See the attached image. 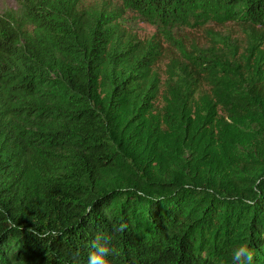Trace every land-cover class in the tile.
<instances>
[{
    "label": "trees",
    "instance_id": "1",
    "mask_svg": "<svg viewBox=\"0 0 264 264\" xmlns=\"http://www.w3.org/2000/svg\"><path fill=\"white\" fill-rule=\"evenodd\" d=\"M121 1L166 29L264 28V0ZM79 5L0 14V264H87L97 235L108 264H231L241 244L264 264V49L162 80V47Z\"/></svg>",
    "mask_w": 264,
    "mask_h": 264
},
{
    "label": "rangeland",
    "instance_id": "2",
    "mask_svg": "<svg viewBox=\"0 0 264 264\" xmlns=\"http://www.w3.org/2000/svg\"><path fill=\"white\" fill-rule=\"evenodd\" d=\"M76 11L77 21L89 27L96 17H106L110 27L115 29V40L130 42L139 51L151 47H162L161 60L155 74L162 80L179 75V67L186 63V56H197L201 51L209 53L245 55L254 46L264 49V28L245 24H208L200 29H166L155 24L121 0H79ZM25 0H0V14L18 10ZM112 30V28H111ZM113 31V30H112ZM183 47L187 54L180 49Z\"/></svg>",
    "mask_w": 264,
    "mask_h": 264
},
{
    "label": "clouds",
    "instance_id": "3",
    "mask_svg": "<svg viewBox=\"0 0 264 264\" xmlns=\"http://www.w3.org/2000/svg\"><path fill=\"white\" fill-rule=\"evenodd\" d=\"M110 238L97 235L91 242L87 264H108V256L111 249L109 247ZM253 252L247 244H241L234 248L230 253L231 264H251Z\"/></svg>",
    "mask_w": 264,
    "mask_h": 264
}]
</instances>
